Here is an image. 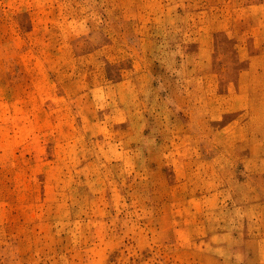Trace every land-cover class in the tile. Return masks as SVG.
<instances>
[{"label":"rangeland","instance_id":"1","mask_svg":"<svg viewBox=\"0 0 264 264\" xmlns=\"http://www.w3.org/2000/svg\"><path fill=\"white\" fill-rule=\"evenodd\" d=\"M0 264H264V0H0Z\"/></svg>","mask_w":264,"mask_h":264}]
</instances>
